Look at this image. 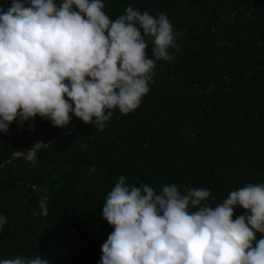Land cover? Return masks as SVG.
Here are the masks:
<instances>
[{"label":"trees","instance_id":"trees-1","mask_svg":"<svg viewBox=\"0 0 264 264\" xmlns=\"http://www.w3.org/2000/svg\"><path fill=\"white\" fill-rule=\"evenodd\" d=\"M103 2L112 19L129 5L164 13L178 50L156 62L140 106L126 115L116 109L103 131L73 115L66 129L37 116L0 132V216L7 219L0 260L100 264L114 231L101 209L121 175L157 192L173 183L208 189L213 207L231 191L264 183V0ZM152 47L149 41V58ZM44 196L46 217L39 215ZM245 211L235 206L233 219Z\"/></svg>","mask_w":264,"mask_h":264},{"label":"clouds","instance_id":"clouds-1","mask_svg":"<svg viewBox=\"0 0 264 264\" xmlns=\"http://www.w3.org/2000/svg\"><path fill=\"white\" fill-rule=\"evenodd\" d=\"M104 8L103 0L0 6V132L37 116L66 129L73 115L103 131L116 109L126 115L140 106L156 62L178 50L173 25L164 13L129 5L112 19ZM210 196L175 183L157 192L121 175L101 209L114 231L100 264H264V183L231 191L215 207L206 203ZM47 199L39 201L45 217ZM237 205L246 211L233 219ZM6 223L0 216V228ZM0 264L49 261L18 256Z\"/></svg>","mask_w":264,"mask_h":264},{"label":"water","instance_id":"water-1","mask_svg":"<svg viewBox=\"0 0 264 264\" xmlns=\"http://www.w3.org/2000/svg\"><path fill=\"white\" fill-rule=\"evenodd\" d=\"M34 156V151H33V154H32V157Z\"/></svg>","mask_w":264,"mask_h":264},{"label":"rangeland","instance_id":"rangeland-1","mask_svg":"<svg viewBox=\"0 0 264 264\" xmlns=\"http://www.w3.org/2000/svg\"><path fill=\"white\" fill-rule=\"evenodd\" d=\"M29 156L31 157V154L29 153Z\"/></svg>","mask_w":264,"mask_h":264}]
</instances>
